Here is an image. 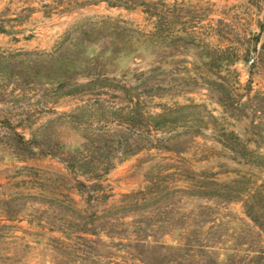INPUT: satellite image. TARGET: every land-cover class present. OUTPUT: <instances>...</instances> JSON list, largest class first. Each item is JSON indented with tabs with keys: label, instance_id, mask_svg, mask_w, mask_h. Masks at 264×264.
I'll return each instance as SVG.
<instances>
[{
	"label": "rangeland",
	"instance_id": "1",
	"mask_svg": "<svg viewBox=\"0 0 264 264\" xmlns=\"http://www.w3.org/2000/svg\"><path fill=\"white\" fill-rule=\"evenodd\" d=\"M138 98L170 126L92 177ZM0 264H264V0H0Z\"/></svg>",
	"mask_w": 264,
	"mask_h": 264
},
{
	"label": "trees",
	"instance_id": "2",
	"mask_svg": "<svg viewBox=\"0 0 264 264\" xmlns=\"http://www.w3.org/2000/svg\"><path fill=\"white\" fill-rule=\"evenodd\" d=\"M94 2L95 0H90ZM111 4H114V2H110ZM126 3V2H125ZM133 3V2H132ZM130 6L131 4H127V6ZM156 3L153 2V7L155 8V16H156V21H155V26L159 31H163L164 35H167L173 26L174 21H180V29L183 30V35L187 36H192L191 38L195 37L196 31L194 28H192L194 25L189 24L192 19L190 18L189 20H183V18H178V12L174 13L173 7L174 5H167L163 4L166 6L165 10H157L155 7ZM176 6V5H175ZM182 11V8H181ZM192 16V15H191ZM177 17V18H176ZM176 18V20L174 19ZM196 19V18H195ZM211 28L213 29L214 26L211 25ZM172 34V33H170ZM183 35L177 34L175 37L171 35V40L176 42L179 39H185ZM208 53V52H207ZM208 56V55H207ZM216 56H212L211 58H215ZM108 79V78H106ZM108 81V80H107ZM110 84H107L108 82H105V78H95V79H90L85 82H79V83H73L71 86L69 85L66 90L63 91V93H71L78 91L77 89L79 88H91L93 85L98 84L100 86H105L109 85L110 87H122L123 89L131 90V87L128 86L126 87L123 84H113L112 81H109ZM68 83V82H67ZM66 84V81L61 82L59 85V88L62 89V87ZM130 102L131 97L128 99ZM145 102L143 100H140V98L136 99L134 102L133 106H127L125 107L124 111L119 112V117H121V122L123 124V137L120 139L115 140L111 136V132H109V129H107L108 132H105V137H103V141L99 142L97 144H93V150L91 154L89 155H84L83 159L81 158V163L78 165H86V170L87 173H90L92 177H98L102 173L108 172V170L114 166L115 163V158H119L121 154H126V153H131V152H136L138 150H141L142 148H149L152 146H156L154 137L151 135L152 130L156 129H161L163 127H168L169 122L172 121L171 118H168L166 115V109L162 112H149L146 111L145 109ZM170 110V108H169ZM133 128L135 130V133L139 136L135 140H132V138L128 137L126 135V131L130 130ZM158 138H156L157 140ZM160 140V138H159ZM97 151V154L94 152ZM191 175L188 173L185 174L184 178L190 180ZM83 184V182H82ZM201 187H205V184L203 182V185H200ZM155 190H151L153 192ZM207 192V190H202ZM148 199V195H147ZM247 212L249 215H251L249 208H247ZM252 217V215H251Z\"/></svg>",
	"mask_w": 264,
	"mask_h": 264
}]
</instances>
